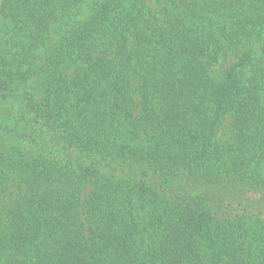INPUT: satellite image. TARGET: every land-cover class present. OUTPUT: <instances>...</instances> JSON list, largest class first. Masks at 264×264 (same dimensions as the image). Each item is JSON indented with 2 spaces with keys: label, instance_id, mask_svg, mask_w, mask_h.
Returning <instances> with one entry per match:
<instances>
[{
  "label": "trees",
  "instance_id": "1",
  "mask_svg": "<svg viewBox=\"0 0 264 264\" xmlns=\"http://www.w3.org/2000/svg\"><path fill=\"white\" fill-rule=\"evenodd\" d=\"M0 264H264V0H0Z\"/></svg>",
  "mask_w": 264,
  "mask_h": 264
}]
</instances>
